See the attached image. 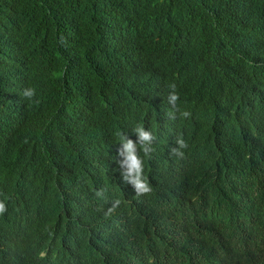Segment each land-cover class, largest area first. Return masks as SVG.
<instances>
[{"label":"trees","instance_id":"1","mask_svg":"<svg viewBox=\"0 0 264 264\" xmlns=\"http://www.w3.org/2000/svg\"><path fill=\"white\" fill-rule=\"evenodd\" d=\"M0 201V264H264V0H0Z\"/></svg>","mask_w":264,"mask_h":264},{"label":"clouds","instance_id":"2","mask_svg":"<svg viewBox=\"0 0 264 264\" xmlns=\"http://www.w3.org/2000/svg\"><path fill=\"white\" fill-rule=\"evenodd\" d=\"M64 40L61 38L60 43ZM169 92L167 103L170 106V111L167 113L169 119H175L176 114L183 118L189 117L190 112H180L178 101L180 99L179 92L175 84H169ZM24 96L32 98L36 95V89L30 87L23 93ZM136 139H131L126 133L120 131L117 133L119 147L116 149L115 162L120 170V179L124 184L131 185L136 196H147L153 192V186L149 178L145 175V163L151 160L156 151L155 145L158 142V136L152 129H146L144 123H137L132 128ZM175 147L169 148V156L183 158L185 152L183 150L189 147L188 142L184 139L183 134L179 133L175 139ZM96 197L101 198L104 195V190L100 189L95 192ZM121 200L115 199L111 206L107 209L106 215L113 214L120 206ZM6 211L5 203L0 201V214Z\"/></svg>","mask_w":264,"mask_h":264}]
</instances>
